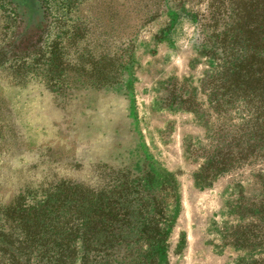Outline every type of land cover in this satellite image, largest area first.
Segmentation results:
<instances>
[{
  "label": "rangeland",
  "instance_id": "obj_1",
  "mask_svg": "<svg viewBox=\"0 0 264 264\" xmlns=\"http://www.w3.org/2000/svg\"><path fill=\"white\" fill-rule=\"evenodd\" d=\"M15 1L0 0V232L28 246L5 217L21 194L121 180L173 220L168 264L264 260V155L201 174L215 146L260 123L222 81L234 33L264 23V0H43L28 26Z\"/></svg>",
  "mask_w": 264,
  "mask_h": 264
},
{
  "label": "trees",
  "instance_id": "obj_2",
  "mask_svg": "<svg viewBox=\"0 0 264 264\" xmlns=\"http://www.w3.org/2000/svg\"><path fill=\"white\" fill-rule=\"evenodd\" d=\"M15 2L17 14L27 26L35 19L42 20L43 0ZM252 19L245 20V32L234 33V58L229 61L225 57L222 86L224 96L232 94L248 104L254 100L255 119L260 123L252 132L236 134L215 146V151L206 155L207 167L201 174L213 167L221 174L250 156L264 155V23L250 27ZM231 87L234 93H229ZM120 181L97 188L63 178L41 198L28 199L21 194L19 203L5 210V217L21 228L28 246L22 248L0 232V256L5 257L0 264H168L167 242L161 239L169 237L173 220L163 208L155 206L152 212L151 202H137L136 192ZM253 203L254 236L258 238L264 235V196ZM131 244V255L115 257L120 248ZM28 251L32 255H27ZM255 262L264 264L263 259Z\"/></svg>",
  "mask_w": 264,
  "mask_h": 264
}]
</instances>
